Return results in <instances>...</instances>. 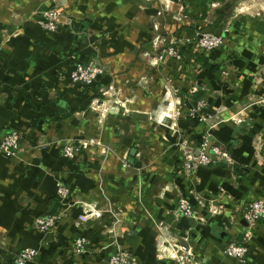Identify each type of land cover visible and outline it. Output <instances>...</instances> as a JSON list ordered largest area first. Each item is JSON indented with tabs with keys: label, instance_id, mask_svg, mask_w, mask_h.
I'll list each match as a JSON object with an SVG mask.
<instances>
[{
	"label": "crops",
	"instance_id": "obj_1",
	"mask_svg": "<svg viewBox=\"0 0 264 264\" xmlns=\"http://www.w3.org/2000/svg\"><path fill=\"white\" fill-rule=\"evenodd\" d=\"M164 1L0 0V137L15 130L21 143L14 156L0 154V264H10L12 252L25 246L37 248L34 264H55L52 257L56 264H80L60 245L78 234L100 238L91 220L87 230L73 225L77 208L55 220L53 235L31 226L34 217L56 211L57 180L96 206L119 199L122 241L143 264L166 263L153 253L160 233L205 264H264V220L252 229L243 262L223 251L229 241L241 242L244 203L264 201V106L257 103L264 95V11L251 15L242 2L233 6L230 0H174L169 10L185 16L174 22L170 13L162 16ZM52 8L70 14V26L62 20L54 31L38 25L36 16ZM207 15L217 19L221 49L210 58L198 50L187 62L194 67L189 72H177L181 66L168 56L164 73L165 66L148 54L151 35L161 49L169 43L166 31L200 28ZM90 59L103 73L87 85L72 82L73 66ZM101 91L106 94L97 100ZM158 99L165 103L157 105ZM175 103L203 117L188 123L184 140L195 146L205 134L228 153L230 164L199 165L186 176L179 171L181 152L161 151L160 139L151 165L135 159V146L150 140L142 123L167 124L169 118H161ZM149 111L155 122L146 120ZM177 131H167L173 142ZM103 136L123 154L121 168L111 154L102 162L92 148L75 151L73 158L58 153L64 139ZM42 142L44 148H37ZM98 184L104 199L95 191ZM179 196L191 203L194 217L174 213ZM97 221L109 223L108 217Z\"/></svg>",
	"mask_w": 264,
	"mask_h": 264
},
{
	"label": "rangeland",
	"instance_id": "obj_2",
	"mask_svg": "<svg viewBox=\"0 0 264 264\" xmlns=\"http://www.w3.org/2000/svg\"><path fill=\"white\" fill-rule=\"evenodd\" d=\"M148 1L150 2L156 1L157 3H159L158 2L159 0H148ZM230 1L233 6L237 4L239 5V2H242L241 7H243V9L246 7L251 15H254V13L257 12V10L262 9L264 11V0H230ZM172 3L177 4V2H175L174 0H165L164 2H162V10H164L163 12L165 14L162 16L169 15L170 13V16L172 15L171 17L172 21L174 22L183 21L185 16H183L182 10H179V11L175 10L174 12L173 11L171 12L169 10L171 7L170 5ZM56 9L59 10L58 8ZM57 16L59 20H62L63 24L70 26V23H71L70 14L68 15L67 12L60 11V13ZM150 18H152V16ZM204 19H205L204 26L200 28H193V30L189 32L179 31L176 33L173 32L171 35L170 32L166 31V33L164 34V39H166L167 37L169 40V43L168 44L165 43V45L161 49L155 48L156 45H154V43H157V41H155V39H157L156 37L157 35H153V34L151 35L150 42L152 43V53H148V54L156 57L158 66L159 65L162 67L165 66L164 73L166 74L169 73V69H168L169 65L167 64L168 56L173 57L175 61L178 62L177 67L181 66V68H177V72L184 71V69H187L188 72L190 70L193 71V68H194L193 65H191L190 67L187 64V62L189 58L194 59L193 54L196 55V53H198L197 51L201 50L199 45H197V42H198L197 37H201L200 33H212V34L217 33L216 31L217 19H214V20L210 19L208 15L205 16ZM158 32H161V31L157 30L155 33L158 34ZM222 43H223V36H222L221 44L217 47H214L210 51H207L209 52L208 54H206L207 57L204 56L203 58H210L214 51L216 52L219 51V49H221L222 47L221 46ZM155 49H157L158 52H155L156 51ZM170 49H171V52H170ZM201 51H204V50H201ZM84 63H87V62H84ZM184 64H186V66H184ZM197 65L199 66V68L202 67V64L200 63H197ZM179 78L180 77L177 76V80H179ZM105 94H106L105 91H101L100 93H98L96 96L97 100L104 98ZM162 100H163V96H162ZM155 102H157V105L165 103V102L164 103L159 102V99L156 100ZM146 113H149L148 114L149 118L148 116L146 117L147 121L148 120L150 121L153 120L154 122L156 121L155 116H153L152 114L153 113L152 111H149ZM202 119H203L202 115L200 114V112L197 111L196 108H193L186 112L185 110H183V108H181V105L179 103L178 104L175 103L172 110L170 111V118L168 119L169 121L167 122V124L164 123L165 125L162 126V124H159V122L158 123H142L144 125L145 132H147L145 133V136L147 137L149 136L150 140L147 139L143 144L141 143L139 145L137 144V146H135L137 150L133 156L135 157V159L138 158L139 162H141V165L143 164L151 165L153 161L149 158V156H151V154H154L155 151L158 150L159 144L157 145V143L159 142V139L162 142L160 145L161 147L160 149H162L161 151L168 152L169 150L174 151V149H177L178 151L181 152L180 145L185 142L184 140V135L186 132L185 127L188 126V123H201ZM172 127H175L178 129V131L175 133L177 137L174 142H173L174 139L169 137L172 135L167 133V131L170 132L172 130ZM63 141H69L70 143L73 144L74 146L73 155L75 151L77 152V151H82L84 149L92 148V151H94L93 149H95L94 152L101 153L102 162H105L103 158L106 155L108 156L109 154H111V157L114 158V161L118 163V166L120 168L124 162L122 161L123 154L121 152L116 153V151L113 150L111 145L108 144L107 139L104 136L102 138L92 137V138H87V139H85L84 137H81V138L76 139V141L64 139L59 143V147H58V153L61 156H63L62 150H61V144L63 143ZM44 145H45L44 142H42L36 147L44 148ZM100 146H102V148ZM73 155L72 157H66V156H63V157L73 158ZM58 185H62V187L65 188V191L63 192V196H61L59 199L55 197L56 202L58 201L57 205L60 204V208L59 210H56L53 213L44 214V215L54 214V215H57L58 218H61L65 215H68V211L70 209L77 208L79 212L72 221L73 225L75 227L81 226L80 227L81 229L87 230L89 229V227L86 225V222H88V220H91V222H93V224L95 225V228L98 230L99 237H100L95 241H91V239H89L88 237L82 234H78L66 245H60L59 249L63 250V252L69 251L72 254L71 256L74 257L75 259L74 261L80 264H92L94 259L96 260V264H103L106 259L105 256H107V254L115 256V255H119L122 252L123 253L125 252L127 254L126 260H127V257H131L130 260H128L127 264H143L141 258L138 257L131 250H128L127 245L126 244L124 245L122 241L123 233L125 232L124 230L126 229V225L121 224L119 221L120 217L116 216V215L119 216L120 211H121V207H120L121 201L119 199H114V201H111V202L108 201V199L106 198L104 199L105 197L104 187L102 184H98L97 190L95 191L99 193V196H101L105 200V202L102 205L96 206V203L93 202L89 198V196L80 197L72 193L68 185L66 183H63L61 180H57L55 182V195H56V189ZM92 194L94 196L95 193H92ZM59 200H60V203H59ZM91 205H95L94 207L96 208V210L101 213V215L98 218H95V216L92 215L93 212L89 211V208ZM111 209H112V212H110ZM85 213L88 214L90 218H88L85 222H82L81 225L76 226L75 221L77 220V217ZM44 215H39V216H44ZM107 215H109L108 216L109 223H107V226L105 228L100 229V227H102L104 223L101 224L97 220L100 221L101 217L103 218ZM52 228L51 230L46 231L43 234L51 233L53 235ZM55 238L56 237L53 236L51 239L54 240ZM81 238H84V242L81 243L80 247H76L75 246L76 240L77 239L80 240ZM157 243H158L157 241H154V247H153L154 256L160 257V259H163V260L165 259L166 260L165 264H169L168 262L169 261L171 262L173 258L169 257V255L165 252H160L158 250ZM62 246H65V248L63 249ZM36 255H37V248H36ZM36 255L32 259L31 264L35 263ZM121 256H123V254ZM55 259L57 260L56 263H58V258L56 257L50 258V263H54Z\"/></svg>",
	"mask_w": 264,
	"mask_h": 264
},
{
	"label": "built area",
	"instance_id": "obj_3",
	"mask_svg": "<svg viewBox=\"0 0 264 264\" xmlns=\"http://www.w3.org/2000/svg\"><path fill=\"white\" fill-rule=\"evenodd\" d=\"M59 13L60 10L52 8L36 16L35 20L38 25H40L44 29L48 31H54L60 23V20L57 16ZM200 34L201 37H197V45H199L201 50L210 51L214 47L219 46L222 42V35L219 32L213 34ZM102 73V67L92 59L87 63H76L70 70L68 76L72 82H80L84 85H87L90 84L98 75H101ZM257 103L259 104V106H264V95L257 101ZM20 145V137L17 132L15 130L6 131L0 137V154L4 157L14 156L16 152L20 149ZM61 150L63 156L72 157L74 146L69 141H63V143L61 144ZM180 150L182 154V159L179 166V171H181V173L186 176L193 174L194 170L199 165H210L215 164L219 161H222L225 164H230L231 162L228 153L225 150L220 149L217 145L210 144L206 135L201 136L199 142L195 146H193L191 141H185L183 144L180 145ZM64 191L65 188L62 187V185H58L56 189L57 199L63 196ZM94 206L95 205H91L90 208H94L95 213L90 210V208L89 211L93 212L92 215L95 216V218H98L100 216V212L97 211ZM59 208L60 204L57 205L56 210H59ZM207 211L211 213L214 212V210L209 209H207ZM110 212H112V209L110 210ZM174 213L176 215H182L185 217L195 216L194 208L192 207L191 203L183 196H179L177 198V204ZM240 213L244 221L242 229L243 231L241 234V242H235L234 240H231L225 245L223 251L235 260L243 262L247 253V242L251 235V231L258 222L264 220L263 199L256 198L244 203V205L240 208ZM108 216L109 215L103 217L102 219L105 220ZM116 216L118 217V215ZM57 218L58 216L54 214L36 216L32 219L31 226L37 229V231H39L40 233H44L46 231L51 230ZM88 218L90 217L86 213L79 215L77 217V220L75 221V225H81L82 222H85ZM157 224L160 225V223ZM82 242H84V238H81L80 240L77 239L75 246L80 247ZM169 242L171 243L175 251V256L172 257L173 259L171 260L170 264H205L193 256L190 248L181 246L176 239H173ZM160 252H164V250ZM122 254L123 256H121ZM35 255V247H20L12 252V259L10 264H31V261ZM126 256L127 254L125 252H122L119 255L115 256L107 254V256H105L106 259L103 264H127L128 260H130L131 257H127L126 260Z\"/></svg>",
	"mask_w": 264,
	"mask_h": 264
},
{
	"label": "bare ground",
	"instance_id": "obj_4",
	"mask_svg": "<svg viewBox=\"0 0 264 264\" xmlns=\"http://www.w3.org/2000/svg\"><path fill=\"white\" fill-rule=\"evenodd\" d=\"M167 118H170V113L169 112H164V114H163V116L161 118L162 121L167 119ZM158 119L160 120V117H158ZM90 210H92L95 213V209L94 208L91 207ZM97 215H98V213H97ZM105 227L106 226H103V228H105ZM157 246H158V250H160V251L164 250V252L167 251L165 253H167L170 257L175 256V251H174L171 243L169 242V240L167 239L166 236L162 235V233H160V235H159Z\"/></svg>",
	"mask_w": 264,
	"mask_h": 264
},
{
	"label": "water",
	"instance_id": "obj_5",
	"mask_svg": "<svg viewBox=\"0 0 264 264\" xmlns=\"http://www.w3.org/2000/svg\"><path fill=\"white\" fill-rule=\"evenodd\" d=\"M134 151V149L131 150V153Z\"/></svg>",
	"mask_w": 264,
	"mask_h": 264
}]
</instances>
